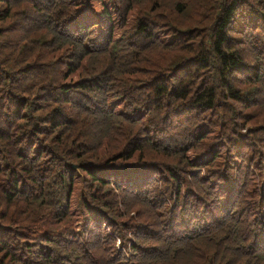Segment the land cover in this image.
Returning a JSON list of instances; mask_svg holds the SVG:
<instances>
[{"label":"trees","instance_id":"1","mask_svg":"<svg viewBox=\"0 0 264 264\" xmlns=\"http://www.w3.org/2000/svg\"><path fill=\"white\" fill-rule=\"evenodd\" d=\"M0 264H264V0H0Z\"/></svg>","mask_w":264,"mask_h":264},{"label":"rangeland","instance_id":"2","mask_svg":"<svg viewBox=\"0 0 264 264\" xmlns=\"http://www.w3.org/2000/svg\"><path fill=\"white\" fill-rule=\"evenodd\" d=\"M217 141H219V140H216L215 143H217ZM203 153H205V155L208 157L209 152L203 151ZM154 175H155V173L145 172L144 173V178L142 180L143 185L140 188H138V189H142L144 186L148 185L150 183V179ZM147 189H150V188H147ZM226 205H228V202L227 201H226ZM223 207L225 208V206H223ZM203 214H204V210L199 214V217L202 218V220L200 219V221L198 222L199 225L197 227H202V226H204V225H206L208 223V219H209L208 218V212H206L204 215ZM191 225H192V223L190 222V225L185 230H188ZM172 227H173V222L171 223L170 228H172ZM195 228H191V230H193ZM103 229H105L106 231H108V229H106L105 227ZM100 240L102 242V246H106V247H108V249H111V246H112V238H111V236L109 234H107V233H100ZM114 242H115L114 246L116 247L118 241L115 240ZM125 261L128 262L127 260H125Z\"/></svg>","mask_w":264,"mask_h":264}]
</instances>
